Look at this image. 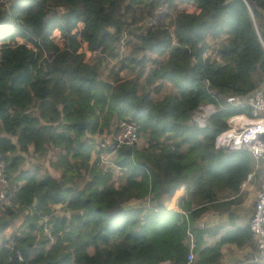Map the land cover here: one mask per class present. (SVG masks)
<instances>
[{
  "label": "trees",
  "instance_id": "obj_1",
  "mask_svg": "<svg viewBox=\"0 0 264 264\" xmlns=\"http://www.w3.org/2000/svg\"><path fill=\"white\" fill-rule=\"evenodd\" d=\"M165 3L154 28L138 24L162 0H9L0 8V160L9 180L0 264H221L224 243L252 242L249 225L231 221L242 198L226 197L255 161L214 141L229 117L250 115L218 97L263 84L264 0ZM72 18L83 28L66 29ZM164 83L172 91L163 93ZM209 103L216 113L198 128L192 115ZM120 119L137 124L139 141L116 149V169L104 167L100 144ZM181 186L179 209L168 208ZM209 208L227 211L229 223L194 226ZM186 218L196 242L189 263Z\"/></svg>",
  "mask_w": 264,
  "mask_h": 264
},
{
  "label": "built area",
  "instance_id": "obj_2",
  "mask_svg": "<svg viewBox=\"0 0 264 264\" xmlns=\"http://www.w3.org/2000/svg\"><path fill=\"white\" fill-rule=\"evenodd\" d=\"M8 1L9 0H7V3ZM6 4H0V8ZM166 9H167V5L165 3V0H162V4L158 6V8L153 12L154 14L153 17H148L143 19L142 21H140L138 26L151 27V28L156 27L158 23V18L166 12ZM218 100L225 101L227 108L243 109L249 112L250 115L247 116L251 119H264V111H260L257 108V106L259 105H264V81L260 87L254 89L246 96L218 97ZM208 105H211L215 109V111L212 112L206 118L201 119L203 117L204 109ZM215 113H216L215 105L209 103L204 106H201L197 111H195L192 115L191 120L198 128H204L206 126L208 119L212 115H215ZM253 113H255V115H253ZM240 115H245V114H240ZM217 136L214 141V146L216 149H228V150L246 149L251 154V156L255 161V169H257L258 178L254 191L253 209L249 218L248 225L252 232L253 240L257 250V256L254 259V261L260 264H264V203H262V201H264V153L254 154L250 150L252 146L251 144L248 146H240L238 148L224 147V146L217 147L216 145ZM258 139L264 140V135L258 137ZM138 141H139L138 126L134 121L125 120V119H120L116 121L115 124L113 125V132L111 134L110 140L108 142H103L100 144V147L107 149V151L100 153V163L104 167H110L116 169L113 161L116 156L115 154L116 149L120 145L123 144L132 145V144H136ZM249 176L253 178L254 171L249 172L246 175V178L240 184V189L237 193H230L226 198L227 199L237 198L240 194V191L242 190V187H244L246 183L252 180V179L249 180ZM8 182L9 180H8V175L5 172V164L3 161L0 160V212L2 207L5 204H7L5 188L8 186ZM145 200L148 202L147 197H145ZM213 219H214L213 213L204 212L203 214H201L198 220L194 222L193 225L200 229H204L208 226L209 221L213 222ZM186 222H187V229L185 233V245L188 250L186 260L189 263L192 260H194L196 257V253H195L196 242L193 232L191 231V223L188 219L186 220ZM257 227L259 228V231L255 230ZM45 232L48 236H50L47 230H45ZM2 244H3V239L0 238V246ZM165 263H168V261Z\"/></svg>",
  "mask_w": 264,
  "mask_h": 264
},
{
  "label": "crops",
  "instance_id": "obj_3",
  "mask_svg": "<svg viewBox=\"0 0 264 264\" xmlns=\"http://www.w3.org/2000/svg\"><path fill=\"white\" fill-rule=\"evenodd\" d=\"M187 12H193L195 9L193 7L187 6ZM254 176L252 180L245 184L240 191L238 197L242 198V201L238 204L231 205L230 211L233 212L232 220L235 225L237 226H245L248 225L249 218L253 209V200H254V191L257 183V169H255L254 165ZM186 197L185 188L181 186L173 196L165 202V205L168 208L178 210V201L183 200ZM135 203V202H132ZM240 206V207H250L249 213L246 217L240 216V211L232 209L233 206ZM236 206V207H237ZM251 210V211H250ZM205 212L213 213L214 219L213 222L209 221L208 226H215V225H225L228 224V213L227 211L215 210L214 208H209ZM196 219L195 221H197ZM228 226L222 228L218 233L212 236L205 237L206 245L212 246L215 242L219 240L221 235L227 230ZM12 228L7 229L3 236L8 237L12 232ZM221 264H260L254 261L257 256L256 246L252 236V242L248 244H244L242 246H238L235 243L227 242L221 246Z\"/></svg>",
  "mask_w": 264,
  "mask_h": 264
},
{
  "label": "clouds",
  "instance_id": "obj_4",
  "mask_svg": "<svg viewBox=\"0 0 264 264\" xmlns=\"http://www.w3.org/2000/svg\"><path fill=\"white\" fill-rule=\"evenodd\" d=\"M6 3L7 0H0V4ZM77 23H79L80 28H83V22L79 21L77 18L64 21L66 29L69 25H75ZM59 24L60 22L57 21L55 28L57 34H59L60 30ZM17 42L19 44H24L25 39L22 36H18ZM28 47H32V45L29 44ZM80 52L85 54V63H88V60L94 55L93 52L87 51V44L80 49ZM88 83L89 81L87 80L81 81L82 86L87 85ZM257 108L260 111H264V105H259ZM214 111L215 109L211 105H208L204 109L203 117L201 119L206 118ZM253 115H255V113H253ZM224 123V130L220 132L216 139L217 147L224 146L238 148L240 146H248L251 144L252 146L250 150L254 154L264 153V140L258 139V137L264 135V119H251L247 115H236L227 119ZM251 179L252 177L249 176V180ZM262 203H264V201H262ZM255 230L259 231V228L257 227Z\"/></svg>",
  "mask_w": 264,
  "mask_h": 264
},
{
  "label": "rangeland",
  "instance_id": "obj_5",
  "mask_svg": "<svg viewBox=\"0 0 264 264\" xmlns=\"http://www.w3.org/2000/svg\"><path fill=\"white\" fill-rule=\"evenodd\" d=\"M112 64H113V62H109V64L107 65V66H104L103 67V69H102V73L104 74V75H106L107 74V72H108V70L111 68V66H112ZM164 85V92L163 93H165V92H167V91H172V87L170 86V84L169 83H164L163 84ZM141 139H142V136H140V141H141ZM27 161H30V162H37V160L35 159V158H32V157H30V156H27ZM226 195V194H225ZM224 195V196H225ZM128 204H130V203H128ZM131 204H133L132 202H131ZM130 204V205H131ZM237 206V205H236ZM233 206L232 207V209H235L236 211H237V209H238V211H240V216L241 217H246L247 216V214L249 213V209H250V207L248 206V207H240V206ZM251 211V210H250Z\"/></svg>",
  "mask_w": 264,
  "mask_h": 264
}]
</instances>
